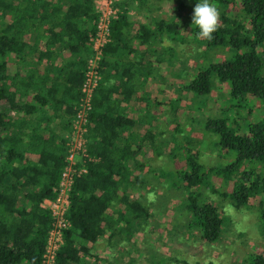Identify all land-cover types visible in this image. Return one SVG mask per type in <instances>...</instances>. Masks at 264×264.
<instances>
[{
	"label": "trees",
	"instance_id": "1",
	"mask_svg": "<svg viewBox=\"0 0 264 264\" xmlns=\"http://www.w3.org/2000/svg\"><path fill=\"white\" fill-rule=\"evenodd\" d=\"M96 1L0 0V264H41L47 250L53 218L41 204L56 197L70 152L66 136L95 54L90 39L97 30ZM160 1L154 4L168 10L169 20L154 15L153 0L116 3L119 16L103 48L101 80L88 117L93 160L72 186L67 211L71 227L65 230L56 264H81L102 238L107 236L110 246L119 244L132 231L147 232L155 216L149 196L157 188L141 192L135 187L153 180L149 164L161 156L165 143L164 130L151 124L156 116L159 120V115L181 109L182 98L179 93L168 101L157 98L159 110L151 109L146 95L151 66L143 60L153 46L157 65L172 62L174 46L158 54L154 45L169 39L183 42L187 22L183 0H168L176 3L171 7ZM211 3L219 9L220 26L211 40L200 38L198 27H192L209 58L183 90L206 98L215 80L229 84L236 117L231 120L225 111L210 116L203 134L196 133L201 139L210 136L227 162L202 163L201 145L195 146L201 139L189 136L179 143L184 167L166 181L170 188L156 192L165 200L160 209L168 193L174 195L169 189H177L175 196L186 193L183 208L190 232L207 243L220 239L226 222L222 203L229 199L239 208L256 210L264 235V202L255 206L264 195V105L255 121L239 113L247 109L252 114L259 100L264 104V0ZM210 52L224 57L215 61ZM132 102L138 104L136 111ZM141 123L152 127L141 133L134 129ZM181 126L176 122L174 131L183 130ZM251 264H264V254L252 255Z\"/></svg>",
	"mask_w": 264,
	"mask_h": 264
},
{
	"label": "rangeland",
	"instance_id": "2",
	"mask_svg": "<svg viewBox=\"0 0 264 264\" xmlns=\"http://www.w3.org/2000/svg\"><path fill=\"white\" fill-rule=\"evenodd\" d=\"M183 2L187 17V22L184 21L185 40L175 42L169 39L165 43L158 44L156 48L158 54H162L165 49L174 46V59L170 63L157 66L156 79L154 77L146 89V95L151 99V109L155 111L159 110L156 103L157 98L168 101L171 96H176L175 93H179L182 98L180 99L181 109L175 113L170 111L169 116L161 117L159 115V120L156 116L154 123L151 124L157 129L164 130L161 140L164 139L165 143L160 153L161 156L155 155L149 164V168L154 173L152 175L153 182H147L142 188L135 187L139 189L137 191L141 192L146 190L144 188H157L154 195L149 196L150 199H153L151 206L152 210L156 211L155 216L149 219L151 226L146 228L147 232L132 231L131 234L125 236V240L119 241V244L110 246L107 241L108 237L102 238L96 244L94 254L87 259V264H251L252 255L264 254V235L255 209L239 208L230 199L223 202L222 212L226 222L220 239L215 243L202 241L190 232L188 217L183 208L186 193L183 195L180 192L175 196L177 189H169V192H173L174 195L168 193L171 199L167 197V202L170 203L166 202L165 208L160 209L165 200L162 196L156 195L158 188H170L171 181L168 184L166 181L184 167V153L180 151L181 144L179 143L184 139L186 141L189 136L201 139L202 135H199L203 134L204 121L208 117L221 115L225 111V114L233 120L237 112L231 107L228 83L215 80L213 90L206 98L190 97L183 90V87L190 82L193 75L202 65H205L209 58L205 45L191 33L193 27L191 14L198 0H183ZM171 4L175 5L176 3L168 0L161 2V5L165 7H171ZM151 8L159 18L169 19V15L165 13L168 10H164V8L157 10V4L152 5ZM210 53L215 61H220L224 57L217 55V52ZM262 53L264 57V49ZM155 56L158 57L157 53ZM262 103L263 101H257L252 114H248L247 109H242L239 113L247 118L246 121L258 120L263 115V107L260 108L264 105ZM133 108L135 111L138 109L136 102L133 103ZM143 108L145 109V106ZM160 111L163 113V108ZM174 117L181 122L183 130L174 131L175 123L178 122L173 120ZM147 119H151V117H147ZM142 124L137 129L141 133L152 127L147 123ZM244 130L245 128L240 129L241 132ZM197 132L200 134L197 135ZM209 137H202L200 142L195 145L197 148L201 145L202 156L199 160L208 166L226 163L227 160L219 156L218 150L214 148ZM148 150H145L148 152L147 154H151V151ZM215 181L218 185V179ZM162 182H165L166 185L161 186ZM261 201L264 202V195L256 198L255 206H258Z\"/></svg>",
	"mask_w": 264,
	"mask_h": 264
},
{
	"label": "built area",
	"instance_id": "3",
	"mask_svg": "<svg viewBox=\"0 0 264 264\" xmlns=\"http://www.w3.org/2000/svg\"><path fill=\"white\" fill-rule=\"evenodd\" d=\"M118 1H96L99 15L96 23L97 30L90 39L95 54L89 60L86 79L82 87L81 102L72 122V130L66 136L70 152L60 175L56 197L47 198L41 204L44 209L51 213L53 218L48 247L41 264H56L57 251L64 243L65 230L71 227V223L67 219V211L70 206L72 186L76 177L87 173V165L93 160L89 154L88 117L92 109L94 91L101 80L99 63L103 58V48L111 40V23L119 16V8L116 5Z\"/></svg>",
	"mask_w": 264,
	"mask_h": 264
},
{
	"label": "clouds",
	"instance_id": "4",
	"mask_svg": "<svg viewBox=\"0 0 264 264\" xmlns=\"http://www.w3.org/2000/svg\"><path fill=\"white\" fill-rule=\"evenodd\" d=\"M191 25L199 29L198 36L203 39H213V33L220 26L218 7L210 0H198L191 14Z\"/></svg>",
	"mask_w": 264,
	"mask_h": 264
},
{
	"label": "crops",
	"instance_id": "5",
	"mask_svg": "<svg viewBox=\"0 0 264 264\" xmlns=\"http://www.w3.org/2000/svg\"><path fill=\"white\" fill-rule=\"evenodd\" d=\"M146 9L150 11V8H146ZM152 10H153V9H152ZM132 13H133V12H132ZM165 13H166L167 15H169L167 11H165ZM154 15H155V14H154ZM162 18H164V17H162ZM164 19H165V18H164ZM166 20H169V19L166 18ZM158 44H159V43H158ZM158 44L154 45L155 49L158 47ZM139 50H140V51H144V50H145V47H144V46L139 47ZM153 50H154L153 46H152V47H148V48H147V54H146V56H145V58H144V60H143V64H144V65L151 66V67H148V68H147V69H149L150 76L148 77V83H147L146 88H147V87L151 84V82L154 80V77H155V79H156V76H157V74H158L157 58H156L155 55H153ZM150 61H153V63H151ZM147 66H146V67H147ZM152 68L154 69V71L152 70ZM166 71H168L167 68H166ZM144 78H145V77L142 76V77H140L139 79H140V80H144ZM133 103H134V102L131 103L132 107H133ZM138 127H139V126H137L136 129H138ZM134 129H135V128H134ZM95 246H96V245H95ZM95 246H93V247L95 248ZM94 248H92L93 251L91 250L90 253H88V254H86V255L83 256V260H82L81 264H85V263L87 264V263H88V262H87V259H88L92 254H94Z\"/></svg>",
	"mask_w": 264,
	"mask_h": 264
}]
</instances>
